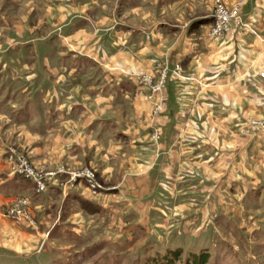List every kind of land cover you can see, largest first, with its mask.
<instances>
[{
	"label": "crops",
	"instance_id": "obj_1",
	"mask_svg": "<svg viewBox=\"0 0 264 264\" xmlns=\"http://www.w3.org/2000/svg\"><path fill=\"white\" fill-rule=\"evenodd\" d=\"M212 1L0 0L1 24L12 19L16 29L0 50V134L5 125L22 134L35 162L92 167L116 191L91 197L75 183V207L84 200L110 214L125 210L141 225L163 222L168 204L188 212L199 202L204 212L222 196L263 188L264 130H240L264 118V0H244L241 9L256 34L234 26L221 38L209 33ZM164 64L165 87L146 99L140 74L156 76ZM6 145L0 137V212L13 196L31 195L32 213L48 216L57 182L34 195L30 181L10 172ZM1 216L0 235H9L15 226Z\"/></svg>",
	"mask_w": 264,
	"mask_h": 264
},
{
	"label": "rangeland",
	"instance_id": "obj_2",
	"mask_svg": "<svg viewBox=\"0 0 264 264\" xmlns=\"http://www.w3.org/2000/svg\"><path fill=\"white\" fill-rule=\"evenodd\" d=\"M220 1L229 8L241 1L244 5V0L233 4ZM2 11L0 10L1 13ZM16 13L14 11L11 15ZM7 21L9 26L6 27L0 22V50L9 46L12 34H16L15 27H12L13 20ZM213 21L214 19L210 30ZM22 28L19 33L26 34L28 28L26 24ZM165 66L168 67L170 76L168 65L160 66V71ZM174 67L175 65L171 69L172 73ZM142 75L141 73L140 78ZM159 75H153L154 79L157 80ZM140 86L144 88L141 84ZM149 92L150 90L146 88L145 95L143 94L146 99L153 98L148 97ZM160 111L161 109H157V105L154 104L152 117L158 115ZM261 119L264 118H250L246 126L241 128L240 134L256 135L261 130H253L252 121ZM5 126L0 137L7 144L3 156L8 167L15 163L16 157L25 158L33 170L42 177L46 186L44 191L36 192L33 185L34 195L48 192L50 184L55 181L59 187L57 192L54 190L52 210L44 218L32 213L31 195L13 196L6 205H3L1 218L4 219V223H9L7 226L14 225L15 228L9 235H0V264H264V187H259L244 198L239 197L238 200L230 201L229 198L222 196L223 203L215 201L210 207L207 204L208 209L204 212L196 211L199 202L188 212L168 204L170 209L166 208L167 216L163 222L153 225L156 220H151L149 224L141 225L142 222H136L137 219L135 221L128 218L125 210L110 214L97 210L84 200L80 201L79 209L75 207L79 206V203H72L69 195L75 183L84 184L91 197L99 196L103 192L112 193L116 189L100 181L96 171L90 166L69 170L61 164L52 167L47 166L45 160L41 162L31 160L26 150L29 144L26 147L21 146L27 139L22 137V134L21 137L14 135V131ZM155 129L158 128H153L152 132ZM152 132L150 135L152 141L158 142L160 138L153 139ZM40 137V146L45 150L46 140L44 135ZM45 154L46 151H42L43 158ZM10 156L14 157L12 161ZM88 169L93 172L92 181L99 185L95 194L87 178H78L74 181L70 179L73 173ZM20 198H26L28 202L22 207L21 216L13 218L7 214L8 210ZM219 207L223 209L218 210ZM147 226H150L149 229ZM19 232L25 234L22 236Z\"/></svg>",
	"mask_w": 264,
	"mask_h": 264
},
{
	"label": "built area",
	"instance_id": "obj_3",
	"mask_svg": "<svg viewBox=\"0 0 264 264\" xmlns=\"http://www.w3.org/2000/svg\"><path fill=\"white\" fill-rule=\"evenodd\" d=\"M243 5V2H237L234 4L231 8L226 7L220 0L214 1V13H213V26L210 30V35L215 38H221L225 36L227 33H229L234 26L238 27H244L247 28L251 33H255L252 25L246 21L243 20L240 9ZM181 68L179 64H176L173 72L175 74H178L180 72ZM168 67L165 66L161 68L160 75L157 78V80L154 79V76L152 74L143 73L141 76L139 83L144 86L145 88H148L150 90L148 97L151 98L155 94H158L165 86V81L168 76ZM157 109H161L164 105V100H159V102L156 104ZM253 123V130H263L264 129V119L261 120H254ZM244 131V130H243ZM152 137L155 140H158L160 138V132L158 129H155L152 132ZM11 152V151H10ZM15 163L13 165L9 166L10 172L16 176H19L21 178H24L30 182L35 187L36 192H41L46 189L45 182L42 180V177L33 170L31 165L25 160V158L22 157H16ZM14 157L10 156V160L12 161ZM87 178V182L89 183V186L91 187L92 192L95 194L97 189L99 188V185L96 184L94 181H92L93 178V172L91 170H85L84 172H77L73 173L71 176V180H76L78 178ZM26 198H20L17 199L14 203V206H12L8 213L13 218H18L21 216V209L25 204H27Z\"/></svg>",
	"mask_w": 264,
	"mask_h": 264
}]
</instances>
